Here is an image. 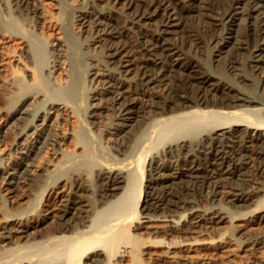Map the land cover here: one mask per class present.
Listing matches in <instances>:
<instances>
[{
	"label": "bare ground",
	"instance_id": "bare-ground-1",
	"mask_svg": "<svg viewBox=\"0 0 264 264\" xmlns=\"http://www.w3.org/2000/svg\"><path fill=\"white\" fill-rule=\"evenodd\" d=\"M33 1L14 0V4L17 10L23 11L30 8ZM106 1L107 8L119 16L106 15L104 7H93L94 11L91 7L92 10L85 13L89 14L87 18L80 15L79 20L92 31L93 42L87 43L99 47L98 51L104 56L105 72L101 78L104 95L100 93L96 102L102 108L108 104L112 108L114 120L103 142L111 138L114 141L111 148L116 153L106 158L90 150L93 144L86 149L84 142L88 136L85 135H95V132H90V126L84 128L88 133L84 135L79 128L74 129V142L83 144V153H86L80 162L89 163L91 159L94 165H88L95 166L97 189L93 206L87 202V195L82 194L83 190L92 188L83 180L84 187L80 185L81 174L75 172L76 167L74 171L71 169L73 163L70 162L75 159L69 157L72 161L68 162V158L67 168L62 165L63 169L54 179L42 184L52 202L48 201L40 212H34L36 218H29L33 212L27 210L8 213L6 210V221L0 226V264H110L114 255L127 254H130L131 264H147L141 255L152 256L154 264H264V256L257 251L262 234L256 231L253 219L247 215L251 209L246 213L237 210L249 206L257 194V187L249 183L255 172L252 168L264 178V0ZM37 17L38 12L32 15L33 25ZM208 46L217 51L214 50L213 55L220 63L218 71L213 70L217 75L208 71L210 57L206 55L207 58L202 59L203 65L195 56ZM56 50L58 62H51L49 57L51 63L47 65L63 72L64 58L61 57L65 48L58 46ZM32 52L34 56L37 53L34 48ZM222 53L226 54L222 56ZM205 65L207 68L203 67ZM35 67L28 69V83L16 77L17 89L11 101L24 95L27 89L39 94L45 92L46 98L49 97L46 89L49 86L46 87L44 79L53 73L52 69H46L48 72L43 79ZM88 74L92 75L90 80L93 81L97 69ZM63 78L56 81L68 86L67 92L63 90V96L66 95L61 98V103L65 102L73 114L74 107L71 108L68 96L75 92V87L70 92L69 83ZM128 81H132V85L127 84ZM87 97L93 98L92 95ZM105 100L108 104L103 106ZM24 103L14 112L15 120H24L29 115ZM88 107L89 116L95 117L94 104L88 101ZM47 112L33 114L27 127L20 131L15 150L21 144L25 147L27 137L33 133L39 135L35 140L41 142L39 128L48 119ZM88 121L94 123L95 120ZM189 124V129L182 130ZM48 137L47 144H52L55 139ZM132 138L136 143L130 154H126V143ZM157 144H162L164 150L161 153L168 156L176 151L188 153L190 169L173 174L152 172L149 165ZM26 149L25 152L20 150V161L11 163L10 168L2 167L4 174L0 176V184L4 187L1 191L7 192L9 205L19 203L26 196L25 188L23 192L18 190L21 185H30L34 189L41 185L38 179L30 176L27 168L21 171L22 154L31 157L35 153V150L29 153L28 147ZM117 154L127 158L125 165ZM5 159L2 153L0 164ZM47 165L53 167L57 162ZM84 165L86 170L88 165ZM63 171L69 176L61 178ZM145 173L148 190L139 209ZM119 191L121 193L117 195ZM39 193H42L41 188ZM194 194L200 195L199 198L194 199ZM206 196L209 203L201 205L199 202ZM226 203L235 208L231 209ZM15 219L19 221L13 228L10 221ZM236 219L241 222L229 224L230 230L225 227L227 221ZM9 244L13 246L6 248ZM198 249L206 252L199 253Z\"/></svg>",
	"mask_w": 264,
	"mask_h": 264
},
{
	"label": "rangeland",
	"instance_id": "rangeland-1",
	"mask_svg": "<svg viewBox=\"0 0 264 264\" xmlns=\"http://www.w3.org/2000/svg\"><path fill=\"white\" fill-rule=\"evenodd\" d=\"M61 1L60 0H35V1H33L34 2L33 5L32 6L30 5V8L29 7L27 8L29 10L24 9L22 11V10H17V8L14 4V0H0V25H1L0 33L3 34L0 36V156L2 155V153L4 156H6V159L3 161V164L2 163L0 164V165H2V166H0L1 167L0 168V176L4 174V173H2L3 172L2 167L10 168L14 161H20V160H18V156L21 155L20 150L25 152V151H27L26 148L28 147L29 153H32V150H35V153H32L31 157H28V156L25 157L24 154H22L24 158H22L23 168H21V171L24 170V167L27 168L30 176L32 178L34 177V178L38 179L40 184H41V185H39V188H38V186H34L36 189H34L33 186L31 188L30 185L29 186L21 185V187L19 186L20 188L18 187L19 189L18 188L17 189L21 192H23L22 190L25 188L24 193L26 194V196H25L26 198L24 197L22 199L24 202L21 200V201H19V203L15 204V205L12 202L9 205V203H10L9 199H7V197H6L7 192L1 191L2 187H4V186H2V184H0V191L4 193V195H2V197L0 196V198H1L0 199V226H1V224H3L2 221H4V222L6 221V219H4V218H6L5 215L8 212H15V211L20 212L19 210H21V212H22V211L27 210V212L28 211H30V213L33 212L32 216L30 215L29 218H36L37 213H34V212H40L43 209V207L45 208V205H47L49 202H52V199L50 200L49 196L46 193L47 191L44 190L45 191L44 192L41 186L45 185L47 183V181L54 179L53 177H55V174L57 175L63 169V167H61L62 165H64V168H67L65 166V164L67 163V160L69 157L71 159H75V162H73L74 160L72 161L70 158L68 160V162H70V160H71L72 162H70V163L74 164V165L72 164L71 169H73V171H74V168L76 167L77 169L75 168V172H77L78 175L81 174V175H79L80 181L78 180L80 182V185H82L84 187V185H85L84 183H86L87 185H90L89 186L90 188H92L91 190L90 189L85 190V191L83 190L82 194L84 195V197L87 195L86 196L87 199L86 198L85 199L87 200V202H89V204L91 206H93L94 201H95V191L97 189V185H96L97 179L95 181L96 176L94 173L95 166L90 165L91 166V168H90V166L88 165V164H91L93 162V161H91V159L88 160L89 163L84 162L82 164L80 162V159L83 158V155L85 156L86 153L85 154L83 153L84 152V149H82L83 144L81 145V143L79 144L77 142H74L76 140V138L74 136L75 135L74 129L77 130L79 128L78 131L79 132L82 131V133H83L82 135H84V134H88V133H86L85 129L90 126L89 127L90 132H93V131L95 132V135H94V133L91 134L90 132H89L90 135L89 134L85 135L88 137L90 136V139H91L90 140L88 137L86 138V140L84 142L85 143L84 147L86 149L88 147H92L91 145L93 144L94 147L90 148V150L93 149L94 152H97V153L99 152L102 156H104L106 158H110V155H114L116 153L114 148L113 147L111 148V146H113L111 144H114V141L110 140L111 138H109V140H104V142H103V138L108 133L107 131L111 130V128H110L112 126L111 123L114 120L113 114H112L113 113L112 108H111V106H109L110 104H108L107 98H106L107 101L106 100L103 101L104 102L103 106H105L106 103L108 104L105 107L102 108V106H99V104L97 103L98 102L97 98L100 96V93H101V95L102 94L104 95V92H102L103 90L101 87L102 86L101 78H102V75H104L102 73L105 72L104 71V56L102 55V53L100 51H98L99 47L98 48H97V46L93 47L91 44H89V43L93 42V41H91V37L93 35L92 31L89 29V27L87 28V26L85 25L86 23L85 24L80 23L79 17L81 15V16H85V18H87L86 16H88L89 14H85V13H87V11L92 10L93 7H95V8L104 7L103 10L106 11V15L108 14V16H110L112 14L115 16L117 13L112 11L111 9L109 10V8H107V7H109V5L106 4V2H107L106 0H61ZM104 2H105V4H104ZM73 8H74V10H72ZM105 8H106V10H105ZM59 9H61V11H58ZM33 11H35V12H33ZM93 11H94V8H93ZM36 12L39 13V17H37V22L34 20L35 21V24H34L35 28H34V25L32 22L34 18H32V15ZM67 13H68V15H67ZM58 15H60V16H58ZM61 15L63 17H61ZM65 16H66V18H65ZM77 16H78V18H77ZM117 16H119V15L117 14ZM58 18H60V19H58ZM85 28H86V30H85ZM169 36H173V34H170ZM28 38L30 41L28 40ZM87 42H89V43H87ZM87 44L89 45L88 47H87ZM96 44H98V43H96ZM65 45H66V47H65ZM30 46H32L34 48V50L37 51L36 55L39 54V55H37L38 58L36 57V55L35 56L33 55V52H32L33 48ZM55 46L56 47L60 46L61 48H65V51L63 52V57H61V59L64 58V62L62 61V63H61V65L63 64L62 66H64L63 67L64 69L62 68L63 72L60 69L59 70L61 72L58 70H53L54 67L48 68L49 65H47L48 63L50 64L51 62H58L55 60V57L57 56L56 52H55V51H57ZM91 47H92V49H91ZM214 50H215L214 48L212 49V48H210V46H208V48L205 47V48L201 49L200 51H198L195 54V56H196V59L199 60V62H201L202 64L204 63L202 59L210 57L209 58L210 63L209 62L208 63L211 65H209L210 69H208V71H210V73H212V74L217 75V73L215 71H218V68H219L218 64H220V63L218 60H215L218 57L213 56L215 53ZM48 51H49V53H48ZM66 51L68 54L66 53ZM212 52H213V54H212ZM65 54H67L66 55L67 57L65 56ZM73 54H74V56H73ZM75 54L76 55L79 54V56L77 55V59H75V61H74V58L76 56ZM225 54L226 53H222V56ZM206 55H207V57H206ZM52 56L54 57V59L52 58ZM49 57L51 59V62H49L50 61ZM70 58H72L73 60H70ZM35 59H37V60H35ZM82 60L84 62H82ZM210 60L212 61V63ZM213 60H214V62H213ZM67 61L69 63H71V61L72 62L74 61V63H71V65H70ZM216 63H217V65H216ZM66 64H68V65H66ZM214 64H215V66H214ZM35 65L37 66L35 68L37 69L38 73L40 72L39 74H41L40 76L42 78L46 77V73L48 72L47 70L52 69L53 73L47 74L48 76L51 74L49 77L46 78L47 80L43 78L45 83L47 82L46 87H47V84L49 86L48 88H46L50 93L49 97L46 98V95L43 94L45 92L42 93V91H40V94H39V93H36L35 91H33V89H27V91L25 92L24 95L19 96L14 101H11V96L17 89L16 88L17 86L15 85L16 84V80H15L16 77L18 76V77L22 78L24 80V82L28 83V78H29L28 69H30V70L33 69ZM75 65L78 68V71H76L77 69H76ZM31 66H33V68ZM38 66L40 67L39 70H38ZM68 66H70V68L72 67L73 70H72V68L70 70V68ZM213 66L215 68H213ZM203 67H206V65ZM100 68L103 72L101 70H99ZM96 69H97V75H95L93 77V81L95 80L93 82L92 79L90 80V77L92 75L89 76L88 73L96 71ZM213 70H215V71H213ZM70 71H71V74H70ZM72 71H73V73H72ZM14 72H16V73H14ZM57 72H59V73L57 74ZM66 73H68L67 77H66ZM98 73L100 75H98ZM52 74H54V75L52 76ZM13 76H15V77H13ZM63 76L66 78L65 79V81H67L66 83H69L70 92H72V90H73L72 88L75 87L74 88L75 92H73L74 94L72 93L73 97H71L72 94H69L70 97L68 96V98H69L68 101L71 105V108L74 107V108H72V110L74 111L73 114H72V111L69 110V107L65 105V102L61 103V101H63V100H61V98H63L66 95V93H65V95L63 96L64 91L68 90V88H67L68 86H64V84H60L59 82L57 83L56 81L61 80V77H62V79H64ZM57 77H59V78H57ZM68 78H70L69 80L71 83L69 82ZM74 79L76 82L73 81ZM98 79H99V81H98ZM14 80H15V82H14ZM97 81L100 82L99 85H98ZM248 82H250V81H248ZM76 84H77V86H76ZM93 84H94V86H93ZM127 84L132 85V81H131V83H130V81H128ZM248 87H250V86H248ZM95 88H97V89L95 90ZM245 89L246 90L248 89L247 86L245 87ZM258 91H259V88H258ZM36 94H37V98H36ZM42 94H43V96H42ZM40 95H41V97H40ZM91 95L93 96V98L94 97L95 98L93 99V98L87 97V96H91ZM59 98H60V100H59ZM36 99H38V102H36L37 101ZM56 99H58V100H56ZM19 100H20V103H19ZM88 101H89V103H93L95 106V107H93V110H95L96 115H95V117L93 116V118L89 116ZM22 103H24V107L26 106V108L28 109L30 116L27 114L28 116L26 115V118L24 120L23 119L22 120H15V118L13 117L14 116L13 114L18 108L21 107ZM56 103H58V104H56ZM9 104H11V106ZM64 107H66V109ZM87 107H88V109H87ZM98 108H99L100 112L98 111ZM29 109H31V110H29ZM45 109L48 110V112H47L48 113L47 114L48 119L46 121H44L43 123H41L42 125H40V128L38 127L39 129H41V131H39V133L42 135L41 137H39V140H41V142H38L35 140L36 137L38 138L39 135H36L35 133H33V134H31L32 136L27 137V139H26L27 142L25 141L27 144L26 145L24 144L25 147H23V144H21L20 148L15 150V147H16L15 143H16V140L19 139L18 136L20 135L19 133L22 130V128L24 129L25 127H27L28 123L33 119L32 117H33V114L35 112L37 115L43 114L44 112L47 111ZM69 111H71V112L69 113ZM97 112L100 113V115H98ZM63 113H64V115H63ZM101 114H103V115L101 116ZM99 116H101L100 117L101 121H99V119H98ZM80 118H82V119H80ZM96 118L98 121L96 120ZM79 120L80 121L82 120L81 122H83V123L79 122ZM88 120H95L94 121L95 127H94V123H92ZM98 122H100V124ZM101 122H102V124H101ZM99 125H102L103 128H101V126L99 127ZM103 125H106V126L108 125V128L106 126H103ZM81 126H82V128H81ZM91 126H93V127L91 128ZM190 126H191V124L185 126V128H183L182 130H187L190 128ZM104 128H105V130H104ZM84 130H85V132H84ZM104 132H105V134H104ZM99 133L101 134V136H99L100 135ZM48 136L50 138L55 139V141L52 144L48 143L49 145L47 144V140H46ZM70 139H72V141ZM133 139L134 138L131 139V142L127 141V143H126V147H125L126 154H130V152L132 151V148L134 147V145L136 143V141ZM45 140H46V143L44 142ZM42 141H43V143H42ZM34 144H36V145H34ZM60 144L61 145L63 144V145L61 146ZM107 144H108V146H106ZM56 147H58V148H56ZM194 148L196 149L197 146H194ZM72 150H73V152H72ZM163 150H164V147L162 146V144H160V146L157 144L155 146V148H153L152 152H156V153H154V156H153L154 158L152 157L150 165H149L151 171L153 170L152 172L157 173L159 171L161 173L164 172V173L173 174V173H176L179 171L185 172V171H188L190 169V164L187 161L188 155H189L188 153L176 151L175 154H169V156H168V154L165 155L164 153H161V152H163ZM59 151H60V153H58ZM68 151L69 152L71 151L72 153H68ZM14 154H16L17 156ZM53 154H55V156ZM60 154H63V156ZM75 154H77V155L82 154V155L81 156L79 155V157H77V155L73 157L72 155H75ZM118 155L119 154H117V156ZM14 156H15V158H14ZM59 156H61V157H59ZM7 157H10V158H7ZM118 157L123 158V160L120 161L123 165H125L127 163L128 160L126 157L124 158V155L123 156L119 155ZM64 160H65V162L62 163ZM77 160L80 162V164ZM59 161H61V162H59ZM50 162H54V163L57 162V165L53 166V167L50 165H47V163H50ZM85 163L89 166V168L87 169L88 166L86 165L87 166L86 170L84 167ZM92 164L94 165V163H92ZM145 166H146V163H145ZM52 168H53V170H52ZM56 169H57V171H56ZM252 170L255 172H253V174L251 175L252 179L249 183L252 186L257 187V189H258L257 194L254 196V200L249 206H241L238 209L237 208L236 209L239 210L241 213H246L248 210L251 209L250 212H247L248 213L247 215H249L253 219V223H254V227L256 228V231H259L262 234V238L259 240V242H258L259 244L257 245V246H259V248H257V251H259V254L264 256V216H261V217L259 216L260 214H264V178L260 175V173L257 170H254V167L252 168ZM82 171H83V173H82ZM63 172L65 173V171H63ZM40 173H41V175H40ZM66 173H65V175L62 174L61 178L65 177L67 175L69 176L68 172H66ZM146 179H147V173H145V175H144V180H143V184H142L143 188H142V192H141L140 201L138 204L139 209L142 208L141 204L144 203L145 192H146V190H148V188H146V185L148 184V181ZM82 180L84 181V183ZM95 182H96V184H95ZM123 185H126V184L123 183ZM26 186H27V189H26ZM40 188H41V192L43 194L39 193ZM38 190H39V192H38ZM26 191H27V193H26ZM120 191L122 192V190H120ZM120 191L117 193V195H119L121 193ZM29 192L31 194H29ZM93 192H94V195H93ZM88 195L91 196V198H89ZM40 196H41V198H40ZM116 196L114 198H116ZM199 196L200 195L194 194L193 198L198 199ZM206 198H202L203 200H201L199 203L201 205L209 203L208 202V200H209L208 196H206ZM45 201H46V203H45ZM12 205H14L15 208ZM226 206H229L231 209L235 208V207L230 206L227 203H226ZM40 207H42V208H40ZM23 208H24V210H23ZM28 208H30V209H28ZM36 208L38 211L35 210ZM8 209L10 211H8ZM6 210H7V212H6ZM18 221L19 220H17V219H15L14 221L12 220V222L10 221V223L12 224V225L10 224L11 227L13 225L17 226ZM237 222H241V219L231 220L229 222L227 221L225 223V227L227 229H229V224L237 223ZM86 224H88V223L86 222ZM13 228H15V227L13 226ZM226 228H225V230H226ZM229 230H226V234H229ZM130 232H131V230H130ZM37 239H39V238H37ZM21 242H23V240ZM9 246L12 247L13 245L9 244L6 246V248ZM199 250L200 249H198L197 251L199 252ZM204 252H206V250L201 249L199 253H204ZM245 253L248 254V251H246ZM128 255H129V257H128ZM105 257H106V255L103 253V258H105ZM141 257L143 258V260H145L144 261L145 263L147 262V264H154L153 263L154 258H152V256L141 255ZM246 258L248 259L249 257L246 256ZM106 260L107 259H105V261ZM110 261H111L110 264H131V262H132L130 254L123 255V256L114 255L113 257L110 258Z\"/></svg>",
	"mask_w": 264,
	"mask_h": 264
}]
</instances>
